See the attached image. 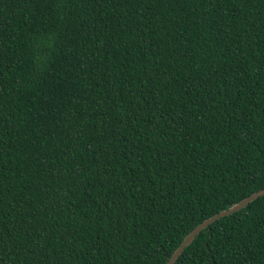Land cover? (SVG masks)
Masks as SVG:
<instances>
[{
  "label": "trees",
  "instance_id": "1",
  "mask_svg": "<svg viewBox=\"0 0 264 264\" xmlns=\"http://www.w3.org/2000/svg\"><path fill=\"white\" fill-rule=\"evenodd\" d=\"M264 188V0H0V264H165ZM173 264H264V194Z\"/></svg>",
  "mask_w": 264,
  "mask_h": 264
},
{
  "label": "water",
  "instance_id": "2",
  "mask_svg": "<svg viewBox=\"0 0 264 264\" xmlns=\"http://www.w3.org/2000/svg\"><path fill=\"white\" fill-rule=\"evenodd\" d=\"M264 194V188L261 190H258L256 192H253L252 194L248 195L246 198L240 200L239 202L232 204L227 209L222 210L211 217L205 219L201 223H199L195 228H193L188 234L184 236L180 244L176 247V249L173 251L169 259L165 264H173L175 260L178 258V256L181 254L183 249L188 246L193 238L200 233L204 228H206L208 225L212 224L214 221L226 217L234 212L239 211L243 207H245L248 203L256 199L257 197Z\"/></svg>",
  "mask_w": 264,
  "mask_h": 264
}]
</instances>
